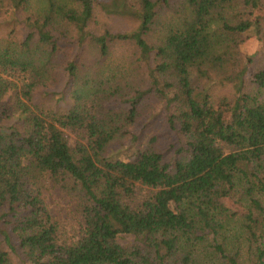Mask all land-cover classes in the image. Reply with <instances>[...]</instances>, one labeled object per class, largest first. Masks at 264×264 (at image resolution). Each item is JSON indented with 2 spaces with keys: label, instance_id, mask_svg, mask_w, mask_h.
<instances>
[{
  "label": "trees",
  "instance_id": "16d2710c",
  "mask_svg": "<svg viewBox=\"0 0 264 264\" xmlns=\"http://www.w3.org/2000/svg\"><path fill=\"white\" fill-rule=\"evenodd\" d=\"M263 1L0 0V264H264ZM147 101L166 150L131 130Z\"/></svg>",
  "mask_w": 264,
  "mask_h": 264
},
{
  "label": "rangeland",
  "instance_id": "374dc122",
  "mask_svg": "<svg viewBox=\"0 0 264 264\" xmlns=\"http://www.w3.org/2000/svg\"><path fill=\"white\" fill-rule=\"evenodd\" d=\"M45 0H35L37 5H41ZM67 3V0H60ZM264 2V1H263ZM264 14V4L262 7ZM97 28H108L110 31H129L136 26V22L131 17H117V16H107L97 13ZM2 23V22H1ZM5 26V25H2ZM7 29V27H6ZM130 47L126 45H115L111 49L110 58L106 62V67H116L118 64L123 62L125 56L130 53ZM240 51L242 59H247L251 57L254 62L251 64V69L257 67H264V19L262 21L260 33L257 35L251 34L250 38L245 39L240 45ZM86 61H91L93 58L91 55H85ZM57 85V83L55 84ZM217 92L220 96L226 94L225 87L217 86ZM38 92L35 93V97ZM260 99H264V88L261 90ZM117 108V104H114ZM146 107L144 108L142 115L138 118L131 130L136 133L139 130L143 133V138L146 139L152 134L160 135L158 147L160 149L166 150L170 143L174 142V138L168 133V127L165 121V113L161 110V104L154 103L152 101H147ZM152 118V119H151ZM67 139L71 145L75 144L79 139V135L72 132H67ZM122 144L125 145L128 142V138L122 140ZM176 144V143H175ZM112 147L119 148L120 142H115ZM145 191L141 190L140 195H144ZM140 196V197H141ZM51 210L53 213L57 214L59 221L63 227L65 237H70L74 233V220L67 215V204L55 193L51 196Z\"/></svg>",
  "mask_w": 264,
  "mask_h": 264
}]
</instances>
